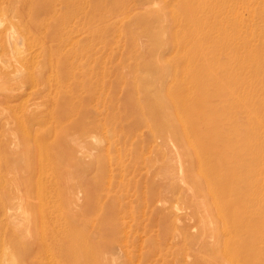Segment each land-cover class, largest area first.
Segmentation results:
<instances>
[{"label": "rangeland", "instance_id": "374dc122", "mask_svg": "<svg viewBox=\"0 0 264 264\" xmlns=\"http://www.w3.org/2000/svg\"><path fill=\"white\" fill-rule=\"evenodd\" d=\"M26 2L18 14L0 11V27L23 37L13 49L10 36L0 38V100L21 87L16 99L0 103V264H205L209 228L193 210L192 163L168 133H152L141 80L165 83L143 64L172 27L168 18L146 29L137 20L168 14L169 1ZM232 3L240 20L264 27V0ZM225 22L224 54L233 33ZM258 31L256 40L264 37ZM168 48L166 61L174 58ZM241 89L244 106L227 130L264 123L263 114L262 122H247L264 93L257 88L250 102ZM133 92L144 113L132 106ZM256 157L251 183L235 185L260 196L251 203L254 215L264 212V159Z\"/></svg>", "mask_w": 264, "mask_h": 264}, {"label": "bare ground", "instance_id": "6f19581e", "mask_svg": "<svg viewBox=\"0 0 264 264\" xmlns=\"http://www.w3.org/2000/svg\"><path fill=\"white\" fill-rule=\"evenodd\" d=\"M26 1L0 0V11L18 14L21 7L27 6ZM167 1L171 4L165 5L168 14L157 12L149 17L147 23L137 20L138 26L146 29L151 24L150 20L163 24L168 18L172 27L169 41L159 40L154 44L153 59L143 64L147 71L154 72L160 75V79L165 80L163 84L151 77L141 79L148 87L145 89V101L152 119L151 131L153 134L168 133L192 163L190 173L194 176V182L189 188L194 199L193 210L202 226L209 228V234L204 241V254L201 256L203 262L264 264V234L259 237L255 235L257 231L264 230V212L257 215L251 213L252 201L260 196L254 191L248 194L245 189L247 195H243V188L240 190L235 186L239 183H251L253 174L250 172L256 168V155L260 161L264 159V152L261 150L262 137L259 136V130H263L264 123L256 126L262 122V114L264 116V98L259 99L260 108H257V102L255 107H247L250 113L247 115V122L255 119V128L250 125L249 128L241 127L240 130L233 127L235 131L225 128L233 113L236 114L244 106L241 94L237 91L245 86L244 96L250 102L255 100L254 93L257 88L264 93V48L260 47L264 46V37L257 40L255 38V32L259 30L258 33L263 34L264 27L256 29L251 19L247 21L244 18L247 22L240 20L236 9H233L235 4L232 0H173V5L170 0H162L165 4ZM31 2L32 6L33 0ZM215 6L218 11L217 8L214 9ZM226 16L232 18L228 19L232 21V25L229 21L227 23ZM223 22L233 26V33L226 38L230 42L226 54L223 53L226 46L221 42L226 37ZM2 23L0 38H12L8 49H13L15 45L19 47L23 39L21 34ZM241 27L246 28V35L244 32L240 33L243 29L239 32ZM219 38L223 40L220 39L221 43L218 45ZM255 42L259 44L256 45ZM225 44L228 45L226 42ZM169 45L174 58L166 61L163 55ZM223 54L227 61L224 67L220 65L223 61L226 62L224 59L218 62ZM241 54L246 56L243 58ZM45 57L46 55L43 59ZM32 58L35 59L34 56ZM245 73L249 78L242 77ZM7 76L12 79L16 77ZM32 81L37 80L32 78ZM20 88L16 86L15 89L4 91L7 101L16 99ZM7 101L0 100V103ZM131 101L133 107H138L144 113V109L139 107L140 103L134 99V92ZM257 145H260L261 151L255 153ZM240 197H243L241 201ZM202 211L206 214L203 219L200 215Z\"/></svg>", "mask_w": 264, "mask_h": 264}]
</instances>
